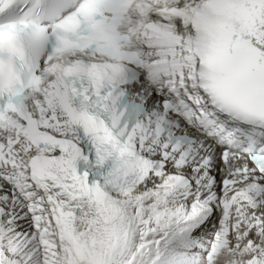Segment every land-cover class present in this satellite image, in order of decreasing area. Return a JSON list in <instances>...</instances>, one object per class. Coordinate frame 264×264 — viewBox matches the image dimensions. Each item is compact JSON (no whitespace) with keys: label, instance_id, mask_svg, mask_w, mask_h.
<instances>
[{"label":"snow or ice","instance_id":"6c2138e0","mask_svg":"<svg viewBox=\"0 0 264 264\" xmlns=\"http://www.w3.org/2000/svg\"><path fill=\"white\" fill-rule=\"evenodd\" d=\"M0 264H264V0H0Z\"/></svg>","mask_w":264,"mask_h":264}]
</instances>
